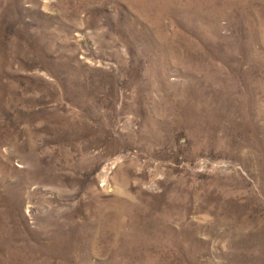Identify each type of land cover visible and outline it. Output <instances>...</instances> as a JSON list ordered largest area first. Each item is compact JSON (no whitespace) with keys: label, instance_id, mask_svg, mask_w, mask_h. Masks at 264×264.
I'll use <instances>...</instances> for the list:
<instances>
[{"label":"rangeland","instance_id":"374dc122","mask_svg":"<svg viewBox=\"0 0 264 264\" xmlns=\"http://www.w3.org/2000/svg\"><path fill=\"white\" fill-rule=\"evenodd\" d=\"M0 264H264V0H0Z\"/></svg>","mask_w":264,"mask_h":264}]
</instances>
